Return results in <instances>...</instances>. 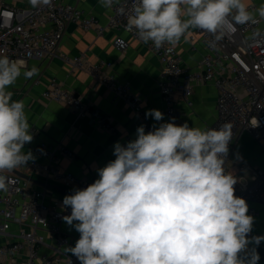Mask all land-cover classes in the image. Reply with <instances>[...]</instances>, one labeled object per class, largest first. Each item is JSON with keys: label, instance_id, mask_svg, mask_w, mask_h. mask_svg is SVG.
<instances>
[{"label": "clouds", "instance_id": "1", "mask_svg": "<svg viewBox=\"0 0 264 264\" xmlns=\"http://www.w3.org/2000/svg\"><path fill=\"white\" fill-rule=\"evenodd\" d=\"M30 3L50 6L51 0ZM99 3L111 9L120 0ZM256 12L264 17V5ZM233 22H256L244 0H134L126 28L159 49L176 45L192 28L215 34ZM38 71L33 67L23 75L30 78ZM21 74V64L0 56V173L34 159L31 151H22L34 139L24 101L13 100L9 90ZM145 117L159 122L164 114L149 109ZM175 120L171 117L147 132L138 126L134 140L114 144L115 159L96 169L94 183L63 197L62 207H70L71 214L62 220L80 233L65 252L80 264L260 261L257 247L264 235H248L254 217L245 199L234 194L237 179L225 172L234 125L226 121L219 128L201 129ZM259 126L254 117L252 127ZM7 180L0 174V190L7 191ZM250 244L256 247L249 249Z\"/></svg>", "mask_w": 264, "mask_h": 264}, {"label": "built area", "instance_id": "2", "mask_svg": "<svg viewBox=\"0 0 264 264\" xmlns=\"http://www.w3.org/2000/svg\"><path fill=\"white\" fill-rule=\"evenodd\" d=\"M247 5L253 12L255 5ZM133 6L134 0H120L119 6L111 8L106 24L102 25L94 14L63 0H51L50 6L38 7H33L30 0H0V56L6 55L19 63L31 58H49L56 53L110 88L117 98L128 103L144 119L139 96L131 93L127 82L116 80L109 71L110 63L102 60L91 63L82 52L76 55L57 52L65 27L70 22L98 34L106 28L122 29L140 40L135 30L126 28L127 16ZM254 15L255 23L236 25L233 22L215 34L198 28L186 33L191 43H199L205 49L198 60V69L194 71L181 66L173 45L165 44L157 49L151 41L145 43L160 63L156 84L165 103L162 123L169 122L171 117H175V123H178L180 112L176 108L175 97L181 96L190 105L192 82L212 83L217 93V118L206 128H219L226 121L232 122L234 135L228 157L242 132L249 134L264 150V24L259 15ZM113 44L118 50L127 47V42L120 36L115 37ZM42 96L67 103L78 117H90L93 122L113 131L105 114L90 107L80 95L64 88L55 79L42 91ZM254 117L260 121L259 127H252ZM146 130H152V126L147 124ZM57 152L72 156L61 143L38 144L35 154L48 161L30 160L28 165L34 174L52 178L70 189H84L94 183L96 179L78 177L61 170L53 161ZM245 168L248 165L239 164L238 173ZM225 172L228 173L226 164ZM0 174L8 178L7 191L0 190V235L9 238L0 243V264H80L74 255L65 252L67 247H74L76 241L61 230L62 217L70 215L71 208L44 202L42 189H31L28 180L13 172ZM233 176L237 179L233 186L234 194L245 199L249 214L254 215L256 209L252 202L264 203V168H253L250 181L238 174ZM248 235L255 236L252 232ZM253 246L250 244L248 248ZM259 246L264 248V241ZM45 247L47 251H43Z\"/></svg>", "mask_w": 264, "mask_h": 264}, {"label": "crops", "instance_id": "3", "mask_svg": "<svg viewBox=\"0 0 264 264\" xmlns=\"http://www.w3.org/2000/svg\"><path fill=\"white\" fill-rule=\"evenodd\" d=\"M63 1L76 5L86 13L94 14L102 25L106 24L107 16L111 11V9L101 6L99 0ZM244 2L254 4L253 13L257 15L259 14L256 9L264 5V0H244ZM261 18L264 24V17ZM116 36L122 37L127 42V47L124 50H118L114 46L113 41ZM174 47L183 68L187 71L198 69V60L205 51L201 44L191 43L185 35ZM57 52L68 55H76L82 52L91 63L101 60L110 63L109 71L116 80L127 82L131 93L139 96L142 116L145 117V113L149 109H158L163 113L165 103L156 84L161 69L160 63L146 44L129 32L122 29L106 28L102 34H98L95 30L84 29L76 23L70 22L65 27ZM19 64L22 65V74L16 83L10 86L9 90L13 92V100L24 101L25 111L31 126L30 132L34 139L31 143H26L22 151H31L33 160L48 161L47 158L35 154V147L38 144L61 143L72 153L71 157L60 152L56 153L53 161L61 170L72 172L78 177L98 179L96 169L104 167L109 161L115 159L113 146L116 142L123 145L134 140L136 129L140 125H144L147 132V124L153 128V125L158 127L162 123V121L157 122L151 117L142 119L141 114H138L128 103L117 98L110 88L100 83L85 70L73 67L56 53L49 58H31L25 62H19ZM33 67L39 70L38 73L30 78H25L23 71ZM52 79H55L64 88L80 95L90 107L105 114L113 127V131L93 122L90 117H78L67 103L57 102L42 96V91ZM216 96V89L212 83L192 82V103L190 105H187L181 96L176 95L175 97L176 108L180 112L177 125L187 122L189 127L206 129L217 118ZM238 139L229 157L234 154L235 162L240 163L242 157L236 152L233 153ZM229 157L226 162V169L228 174H231L229 172L231 167V163H228ZM249 163L252 166L246 164L249 166L248 168H245L241 173L236 170L232 175L238 174L242 179L250 181L252 169L260 166L258 161ZM16 169L34 179L28 180L21 176L31 183V189L43 190L42 198L46 203H57L59 207H62L63 197L72 194L69 190H57L40 184L39 181H44L53 186H61L52 178L35 175L28 163L25 167ZM243 172H247L249 176L246 177ZM252 205L256 209V213L251 215L248 212L254 217L251 232L255 236L264 235V203L252 202ZM61 230L75 241L80 238V233L68 226L63 220L61 221ZM7 239H9L8 236L0 235V243ZM47 250V247L43 248V251ZM257 251L261 257L258 264H264V248L258 246Z\"/></svg>", "mask_w": 264, "mask_h": 264}, {"label": "rangeland", "instance_id": "4", "mask_svg": "<svg viewBox=\"0 0 264 264\" xmlns=\"http://www.w3.org/2000/svg\"><path fill=\"white\" fill-rule=\"evenodd\" d=\"M236 152L238 155L242 157V161L240 163L248 164L252 166L251 163H254L256 161L259 162V166L264 168V150L261 148L259 143H257L250 135L243 132L241 136L238 139V143L236 145V148L234 147L233 153ZM235 156L234 154H231V157H229L228 163H231V167L229 168V172L233 174L236 170H238V165L240 163L235 162ZM249 167V166H248ZM243 175H246V177L249 176L247 172H243ZM66 187V186H62Z\"/></svg>", "mask_w": 264, "mask_h": 264}, {"label": "water", "instance_id": "5", "mask_svg": "<svg viewBox=\"0 0 264 264\" xmlns=\"http://www.w3.org/2000/svg\"><path fill=\"white\" fill-rule=\"evenodd\" d=\"M11 172H13V173H15V174H18V175H20V176H22V177H24V178H26V179H28V180H34L31 176L26 175V174H24V173L18 171L17 169L12 170ZM39 183L42 184V185H44V186H46V187L54 188V189H57V190H62V189H64V190H66V191L69 190V191L73 192V189L66 188V187H62V186H53V185L48 184L47 182H44V181H39ZM240 255H241V257H243V256H244V253H241Z\"/></svg>", "mask_w": 264, "mask_h": 264}]
</instances>
